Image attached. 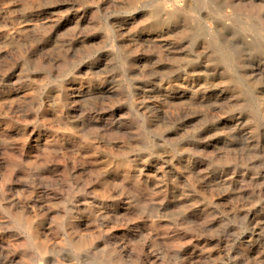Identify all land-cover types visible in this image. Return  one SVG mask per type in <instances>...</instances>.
Returning a JSON list of instances; mask_svg holds the SVG:
<instances>
[{
  "label": "rangeland",
  "instance_id": "1",
  "mask_svg": "<svg viewBox=\"0 0 264 264\" xmlns=\"http://www.w3.org/2000/svg\"><path fill=\"white\" fill-rule=\"evenodd\" d=\"M0 264H264V0H0Z\"/></svg>",
  "mask_w": 264,
  "mask_h": 264
},
{
  "label": "bare ground",
  "instance_id": "2",
  "mask_svg": "<svg viewBox=\"0 0 264 264\" xmlns=\"http://www.w3.org/2000/svg\"><path fill=\"white\" fill-rule=\"evenodd\" d=\"M80 247H81V246H80ZM80 247H79V248H80ZM43 249H44V248H43Z\"/></svg>",
  "mask_w": 264,
  "mask_h": 264
}]
</instances>
